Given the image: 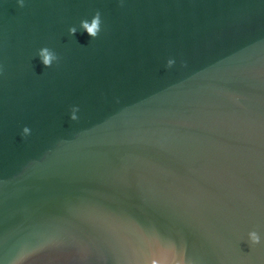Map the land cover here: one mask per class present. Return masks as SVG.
I'll return each mask as SVG.
<instances>
[{
    "label": "water",
    "instance_id": "95a60500",
    "mask_svg": "<svg viewBox=\"0 0 264 264\" xmlns=\"http://www.w3.org/2000/svg\"><path fill=\"white\" fill-rule=\"evenodd\" d=\"M153 261L264 264V0H0V264Z\"/></svg>",
    "mask_w": 264,
    "mask_h": 264
},
{
    "label": "clouds",
    "instance_id": "9594fccd",
    "mask_svg": "<svg viewBox=\"0 0 264 264\" xmlns=\"http://www.w3.org/2000/svg\"><path fill=\"white\" fill-rule=\"evenodd\" d=\"M18 3L20 7L25 6V0H18ZM101 25H102V19H101V13L97 11L94 15V17L91 19L89 22L87 19L81 21V27L83 30H86L87 33L92 37L96 38L100 31H101ZM78 31L77 27L72 26L69 29L70 34H75ZM39 56L43 62V64L47 67H50L54 61H57L59 57L57 54L49 49L48 47H44L39 51ZM175 63L173 59L168 60V66H172ZM79 112V107L78 106H73L72 111H71V119L72 120H77L79 117L77 113ZM31 133V129L27 126L23 128V135L27 136ZM249 240L251 244H259L261 242V235L256 232V231H251L249 234ZM153 264H156V261H153Z\"/></svg>",
    "mask_w": 264,
    "mask_h": 264
}]
</instances>
